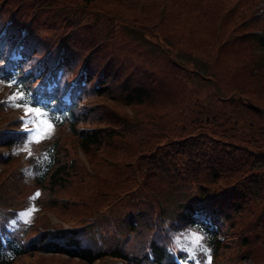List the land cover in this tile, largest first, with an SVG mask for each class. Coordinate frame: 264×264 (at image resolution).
Masks as SVG:
<instances>
[{
  "label": "trees",
  "instance_id": "1",
  "mask_svg": "<svg viewBox=\"0 0 264 264\" xmlns=\"http://www.w3.org/2000/svg\"><path fill=\"white\" fill-rule=\"evenodd\" d=\"M227 1L215 0L211 5L200 6V0H112L111 5H97L104 20L109 15L107 18L116 22L122 15L128 16L129 23L153 21L159 26L163 19L169 38L165 31L161 43L149 37L129 38L131 35L122 24L115 28L112 22L109 28L101 25L93 33L84 19L75 27L65 20L70 28L66 31L61 28L59 32L53 14L48 13L56 0H0V24L9 17L4 34L0 35V76L9 81L15 79L25 91L31 90L50 116L60 117L54 126L67 125L86 151L94 153L99 147L109 145L127 149L125 155L133 154V146L127 148L116 141L114 130L84 129L78 124L91 121L90 111L94 108L82 100L89 95L112 92V86L125 104H159L155 109H159L161 131L175 132L181 124H186L189 130L173 139L171 153L165 149L157 151L159 173L155 176L166 183L162 190L169 202L167 205L164 201V220L155 200L142 188L147 183L137 182L135 173L139 166L129 163L121 169L111 167L120 178L116 184L131 187L130 196L121 201L127 207L113 213L117 216V226L108 223L105 228L96 229L80 223L69 228L60 225L34 228L31 222L24 225L21 221L13 234L9 220L17 219L19 207L11 203L7 189L0 186V264H23L22 259L36 250L64 252L87 263L108 254L129 264H174L173 253L182 256L184 248L175 243L169 231L180 233L181 229L196 228L202 232L210 251H216L225 241L224 227L241 214H248V221L240 227L237 239L244 245L253 241L264 246V238L259 237L260 232L264 233V105L253 100L254 95L259 97L264 92L261 89L264 82L256 77L264 73V23L259 30L242 32L262 53L260 62L256 63L249 54L241 53L239 47L244 45L237 44L238 35L225 33L228 29L221 17L213 27L216 36L208 37L210 34L206 33L204 37L193 38L188 34L190 29L183 27V19L179 22L165 13L166 8L172 11L174 7L176 12L196 11L200 15L212 6L213 13L217 10L215 23L219 7ZM12 2L18 4L15 11L11 15V10L4 13ZM118 2L131 11L119 10ZM236 25L230 29L235 30ZM120 29L124 36L118 35ZM170 41L184 46L188 53L184 63L170 54ZM12 43L13 57H9L7 47ZM124 45L132 47L129 52L124 48V55L114 51ZM135 51L137 61L130 54ZM84 53L85 59H81ZM123 58L127 59L124 68ZM49 67L61 72L48 75ZM197 79L209 80L212 88L205 93L197 92L191 86ZM255 80L262 85H257ZM65 91L66 96L61 99ZM161 96L164 100L158 101ZM98 119L109 118L102 114ZM195 123L202 125L196 129ZM143 125L138 122L135 129ZM148 126L153 127L151 123ZM132 128L129 131L133 134ZM148 130L146 126L147 134ZM141 133L143 136L144 132ZM23 135L0 130V143L10 147L20 145ZM245 141L248 143H240ZM37 145L42 151L29 156L33 182L45 186L49 192L65 187L67 178L78 171L73 158L69 154L65 156V147L55 137ZM170 162L176 164L173 180L167 169H163L164 163ZM127 175L129 183L123 177ZM247 200L249 206L244 205ZM50 201L66 207L65 202L51 196ZM227 245L228 241L223 246Z\"/></svg>",
  "mask_w": 264,
  "mask_h": 264
},
{
  "label": "rangeland",
  "instance_id": "2",
  "mask_svg": "<svg viewBox=\"0 0 264 264\" xmlns=\"http://www.w3.org/2000/svg\"><path fill=\"white\" fill-rule=\"evenodd\" d=\"M56 1L53 7H49L51 9L48 13L53 14V23L58 25L56 29L59 32L61 28H63L64 31L68 30V28H70V23L74 25L73 27L80 25L83 19L86 20L88 29L93 33L101 25L109 28L108 24L112 22L115 24V28L119 24H122L125 29H127L128 34L131 35L129 38L136 37L139 39L140 37H149L150 40L153 39L161 43L162 34L167 31L163 27V16L161 17L159 15L158 16L162 19L159 26H155L158 25V23L154 25L153 21H149L146 24L129 23L130 21H127L128 16L125 17L122 15L116 22L111 20L110 17L107 18L109 15H107L104 20L101 17V11L97 9V5H111L112 0ZM170 1L171 0H168V2ZM185 1L188 2L189 0ZM214 1L215 0H200V6H205L207 4L211 5ZM15 5L16 3L12 2L10 6H7L4 13L7 14L9 10H12L13 13L18 4ZM59 6L61 7L59 8ZM173 6H176V4ZM172 8V11L166 8L165 13L170 16L171 19L178 20L179 22L183 19V27H185L186 30L190 29L188 34L193 36V38L198 36L204 37L206 33L210 34L208 37L216 36L213 27L214 24L217 25L221 17L224 27L228 29L225 33H234L238 35L237 44L244 45L239 47L241 53L245 55L249 54L250 59L255 60L256 63L260 62L259 58L262 54L260 49H258L253 42L245 39L242 32L251 29L259 30L258 28L263 27L264 20L262 16L264 15V0H228L224 6L219 7L220 9L215 23L214 19L217 10L213 13L211 9L212 6H209L205 13L201 12L200 15L196 13V11H194L196 14L194 15L193 11L190 13H182L176 12L174 7ZM118 9L123 12L131 11L129 7L119 2ZM65 20H68L69 24L65 23ZM165 20L167 21V19ZM234 23L237 24V28L235 30L230 29ZM154 30H158V32L154 33ZM44 32L48 34V30H44ZM118 32L120 36L125 35L122 29ZM167 38H169L168 31ZM83 39H85V37H83ZM127 43H131V41L128 40ZM170 43H172V48L169 50L170 54L180 57V61L184 63L185 56H188L184 46L179 42L170 41ZM90 48L91 46L88 47V49ZM123 48L125 50L127 49L129 52L132 47L127 48L124 45L122 47H117L114 51L124 55ZM135 53L136 51L130 52L131 57L137 61L138 57H136ZM84 54L81 59H85L86 53ZM140 59L141 58H139V60ZM126 62L127 59L123 58L121 65L123 68ZM187 65L191 66L193 63ZM256 77L264 82L263 71L256 75ZM193 82L191 86L199 93H205L212 88V84H210L209 80L197 79L193 80ZM254 82L259 86L262 85L260 81L257 82L255 80ZM110 89L112 92L97 96L89 95L82 100L83 103L92 104L94 108H91L90 111L92 115L91 121L78 124L84 129L99 127L114 130L116 141L122 142L127 148L128 145L131 147L133 146V154L125 155L124 152L127 149L112 148L109 145L99 147L94 153L86 151L79 145L77 137L70 132L67 125H55L50 138L53 139L55 137L57 143L65 147V156L69 154L73 158L78 171L67 178L68 181L65 187L56 188V190L49 192L45 186H38L30 177L31 170L27 159V152L16 151V149L23 148L25 141L21 140V146L15 145L10 148L7 145L0 144V186L7 189L8 194H10L11 203L19 207L17 214L29 208L36 209L30 217V222L33 224L32 226L34 228L58 225L67 226L66 228H69L73 227L72 225L80 223H86V226H91L96 229L103 226L105 228V225L108 223H115L117 226V216H113V213H119V210L122 211L124 207H127L126 205L124 206V203L121 201H123L122 199H124V197L130 196L128 189L131 187L125 186L124 184L117 185L116 183L120 181V178L117 176V172L113 173L111 171V167L121 169L122 165L126 163H129L131 166H139L135 173L137 182L144 181L147 183V185L142 186V188L145 189V192L147 191L151 199L155 200L158 213L165 215L166 209L164 201H166L167 205L169 202L167 198L164 197L165 194L162 190L166 187V183L155 176L159 173V165L156 163V157L159 156L157 151L165 149L169 150V153H171L173 150V139L189 130H187L186 124H181V126L175 128V132L168 133V131H161L157 111L159 109H155L159 107V104L152 105L151 103L142 102L141 104L132 103L128 105L118 98L116 93L117 88L112 86ZM261 89L264 90V87L261 86ZM15 91L16 86L8 87V82H0V102L5 101L9 96L13 95ZM261 93L259 97L254 95L253 100L259 105H264V92ZM172 94L173 93L168 96L170 99L172 98ZM162 98L164 97H159L158 101ZM82 101H80V105H82ZM21 109L22 108H14L11 106L4 107V109L0 108V126H9V122H16L13 121V117L21 116L23 112H21ZM42 109L45 110L44 108ZM102 114H105L109 119H98ZM138 122L144 123V125L142 128L135 129V125ZM150 123L153 127L148 126ZM201 125L202 124L198 125L195 123L196 129ZM130 126L133 127V134L129 131ZM146 126L149 129V134L146 132ZM141 132H144L143 136H141ZM135 134H137L136 137L132 138ZM240 143L247 144L248 142L245 141ZM29 150L32 152V155H34L37 151L40 153L42 148L37 145V143H34L29 146ZM7 156H9V158L4 159ZM164 165L166 166H163V169H167L170 178L172 180L175 179L174 174L177 172L174 170L176 169L175 162L164 163ZM123 177L126 182H131L128 175ZM34 187H38L35 193H40V195L35 198V204L33 202H28L32 196ZM50 196L56 198L58 201L65 202L66 207L51 203ZM130 199H132V197H130L129 200ZM244 205L249 206L250 201L247 200ZM247 221L248 214H241L237 215L231 224L226 225V227H224L223 236L225 241L223 240L222 246L218 247L216 251H210L207 243L202 241L203 246L209 249V253L205 254L196 251L197 260L201 261V264H207L208 256L210 255L211 264H263L264 246L262 244L257 245L253 241L244 245L236 237L241 233L240 227L245 225ZM110 233L113 232L110 230ZM191 233L202 236L200 230L188 228L181 229L180 233L174 232L173 238L179 246H183V248L190 247L191 241L184 239V237ZM133 234H135L134 231ZM259 237L264 238V233L260 232ZM226 241H228V245L223 246ZM89 245L92 246L91 244ZM48 253L36 250L33 255L22 259L23 264H119L118 258H112L107 255L94 259L92 263H87L83 259L81 260L75 256L69 257L62 252ZM44 255H49L50 257L44 259L41 257ZM67 259L69 260L64 262V260ZM194 262L196 263V261Z\"/></svg>",
  "mask_w": 264,
  "mask_h": 264
},
{
  "label": "snow or ice",
  "instance_id": "3",
  "mask_svg": "<svg viewBox=\"0 0 264 264\" xmlns=\"http://www.w3.org/2000/svg\"><path fill=\"white\" fill-rule=\"evenodd\" d=\"M2 82V81H0ZM16 86V91L13 95L9 96L5 101L0 102L5 105L14 108H23L24 115L20 117L23 122V127L21 128L22 133L27 134V139L23 144L22 149H16L17 152L25 151L28 156H32V152L29 150V146L34 143H40L42 140L50 138L52 130L54 128V123L58 122L60 117L50 116L49 112L43 110L41 107H33L34 103H38L35 100L34 95L31 90L25 91V88L19 84L15 79L10 80L8 87ZM40 193L37 192L30 199H35ZM36 209L29 208L19 214H17V219L12 221L8 227L15 233L16 225L21 221L24 225L30 223V217ZM0 222H2V217H0ZM186 240L191 241V246L186 247L182 250L188 252V260L196 261V264H201V261L197 260L196 251L203 252L205 254L209 253V249L203 246V237L195 233L188 234L184 237ZM207 264H211V256H208Z\"/></svg>",
  "mask_w": 264,
  "mask_h": 264
}]
</instances>
